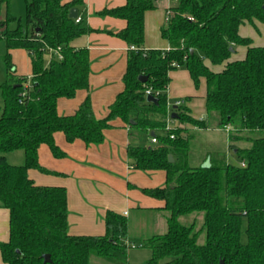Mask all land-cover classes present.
<instances>
[{
	"label": "trees",
	"instance_id": "trees-1",
	"mask_svg": "<svg viewBox=\"0 0 264 264\" xmlns=\"http://www.w3.org/2000/svg\"><path fill=\"white\" fill-rule=\"evenodd\" d=\"M10 2L0 0V7L5 4L7 9L5 18H0V39L6 46V79L0 84V206L9 210V239L0 241L2 260L91 264V257L97 256L127 264L124 215L107 210L104 234L72 235L65 187L37 185L28 175L31 168L46 171L38 162L40 145L47 144L55 157L63 156L54 142L56 132L69 142L99 144L104 130L119 118L128 128L129 165L164 170L166 175L163 187L142 189L163 200L167 215L166 231L142 242L151 251L147 263L264 264V46H252L238 32L246 22H264V0H176L160 30L169 44L164 50L143 45L144 15L156 8L155 0H125L97 12L125 20L123 29L106 32L128 45L124 88L102 118L94 115L89 95L73 114L57 112L58 98H72L89 86V51L71 45L76 37L93 31L82 18L75 22L69 16L72 9L78 12L83 0H24V23L8 12ZM238 45L247 47L243 59L228 61L217 72L204 63L207 59L212 65L222 64ZM14 49H24L30 57L29 88L24 87L28 77L17 74L11 61ZM50 50L58 55L52 52L48 57ZM181 66L196 88L205 78V119L190 116L184 104L167 105L169 72ZM140 75L146 79L139 80ZM147 90L156 102L147 100ZM168 119L176 126L166 128ZM187 124L227 127L229 148L240 163L213 152L208 165L190 166L192 135ZM147 136L156 137L157 144L143 143ZM16 150L23 151V164L7 161L5 154ZM188 215V224L180 222ZM243 221L246 241L241 239ZM45 255L49 262H44Z\"/></svg>",
	"mask_w": 264,
	"mask_h": 264
},
{
	"label": "crops",
	"instance_id": "crops-1",
	"mask_svg": "<svg viewBox=\"0 0 264 264\" xmlns=\"http://www.w3.org/2000/svg\"><path fill=\"white\" fill-rule=\"evenodd\" d=\"M68 2L70 0H63ZM77 15L83 23L93 31L76 37L71 45L75 48H87L90 59L88 89H80L72 98L60 97L57 100L59 115H71L83 99L89 95L96 118L107 115L110 104L124 88L122 76L126 69L127 43L121 38L106 31L117 32L126 25L124 19L112 16H100L97 12L104 8L123 5L125 0H83ZM156 8L146 11L144 15V48L168 49V42L161 36L160 30L167 22V11L174 4L170 0H155ZM176 3V1H175ZM239 34L249 38L252 46H264V22L254 20L239 26ZM247 47L238 45L230 58L219 65H212L205 59L204 63L217 72L224 68L228 61L240 60L245 57ZM24 53V54H22ZM11 55L16 62V72L21 76L31 75L30 57L22 49H14ZM26 55L28 67L18 68L19 57ZM28 76V77H29ZM170 83L167 88V105L174 107L177 103L184 104L190 116L197 119L206 118V82L200 78L196 88L185 67H178L169 72ZM191 96L190 99L184 98ZM172 125L177 124L172 120ZM192 135L193 144L201 132L202 140L210 146L203 152L200 163L208 165L210 154L219 152L235 157V150L229 148V134L222 128H199L186 125ZM214 133H223L225 141ZM54 142L63 152V156L55 157L47 144L38 148V162L46 170L29 169L28 175L37 185L63 186L67 196L68 232L72 235H102L105 232L104 217L107 210L122 214L127 219V240L139 243L149 237L146 234L147 214L153 215L151 223L160 234L166 231V211L164 202L149 196L142 189L163 187L165 185L164 170H139L132 168L127 160L128 128L119 118L112 121V126L104 130V140L99 144L86 145L82 140L72 142L66 140L62 132L54 134ZM151 236V235H150ZM9 239V210L0 206V241ZM0 264H7L2 260Z\"/></svg>",
	"mask_w": 264,
	"mask_h": 264
},
{
	"label": "rangeland",
	"instance_id": "rangeland-1",
	"mask_svg": "<svg viewBox=\"0 0 264 264\" xmlns=\"http://www.w3.org/2000/svg\"><path fill=\"white\" fill-rule=\"evenodd\" d=\"M175 1L176 0H172V3L175 4ZM6 6L5 4H2L1 7H0V18L1 19H4L5 18V14H6ZM8 12L13 15L16 19H20L21 23H24L25 21V2L24 0H11L10 4H9V10ZM16 25V22L14 23H11L9 25L10 28H13L15 27ZM22 50V49H20ZM6 53V46H5V42L4 40L0 39V84L2 82L5 81L6 79V70H5V64H4V61H3V56L4 54ZM24 54V53H22ZM11 61L12 63L16 66V62L14 61V58L13 56L11 55ZM26 67H28V63H27V58H26V55H21L19 57V60H18V68L20 69L21 65H24ZM27 76V75H25ZM29 76V75H28ZM27 76V77H28ZM2 106V99H1V93H0V107ZM172 124V123H171ZM224 130V128H222ZM227 132V131H225ZM228 133V132H227ZM208 134H213V132H210V133H206V132H201V134L199 135V138H197V140L194 142L195 144H193L194 148V154L191 155V159L189 161V164L190 166H197L199 165L200 161L203 160V152L205 150H207L209 147L210 148H216V146H210L208 145L207 143H205L202 138L205 136V135H208ZM215 135H219L221 137V140L224 142L225 141V135L223 133H214ZM143 143L145 144H149V145H154L153 143H151L150 141V137L147 136V137H144V140H143ZM237 145H241L240 142H237ZM250 144L249 143H245L241 146H249ZM6 158H7V161L10 163V164H16V165H19V164H23L24 162V154H23V151L22 150H16V151H12V152H8L5 154ZM231 159V162L232 163H236V164H239L240 161L238 158L236 157H230ZM147 218V228H146V234H148V236L150 235H153V233H156V230H154V227L151 226L152 222H153V215H149L147 214L146 216ZM191 220V216L188 215V216H183V217H180V222L184 223V224H188ZM196 220H197V227H199L201 225V216H198L196 217ZM245 221H243L242 223V234H241V239L242 241H246V235L244 233V229H245ZM199 241H203V237H200ZM133 243H136L138 244L139 242L137 240H133ZM151 257V251L149 248L147 247H129L128 249V260H127V264H148L147 261L148 259ZM90 263L91 264H112L100 257H97V256H92L91 259H90Z\"/></svg>",
	"mask_w": 264,
	"mask_h": 264
},
{
	"label": "built area",
	"instance_id": "built-area-1",
	"mask_svg": "<svg viewBox=\"0 0 264 264\" xmlns=\"http://www.w3.org/2000/svg\"><path fill=\"white\" fill-rule=\"evenodd\" d=\"M170 1H172V0H170ZM171 15V11H170V9H168V11H167V19H168V17ZM80 21V17L79 16H77L76 18H75V22H79ZM131 48L133 49L134 47L133 46H131ZM52 52H54L55 54H57L58 55V52L56 51V50H50V55H48V57H50L51 56V53ZM60 57V56H59ZM24 87L25 88H29L30 87V81H29V77L27 78V81L24 83ZM146 94H150V91L149 90H147L146 91ZM177 104H179V103H177ZM171 122H172V120L171 119H168L167 120V124H166V128H170V127H174L175 125H172L171 124ZM224 130L225 131H227L228 132V128L227 127H225L224 128ZM170 137L171 138H173V135H170ZM150 141H151V143H153V144H157V139H156V137H151L150 138ZM241 165H243V163H241ZM126 244H127V246L128 247H142V243H138V244H136V243H133V242H130V241H126Z\"/></svg>",
	"mask_w": 264,
	"mask_h": 264
},
{
	"label": "water",
	"instance_id": "water-1",
	"mask_svg": "<svg viewBox=\"0 0 264 264\" xmlns=\"http://www.w3.org/2000/svg\"><path fill=\"white\" fill-rule=\"evenodd\" d=\"M69 16H70L71 18H76V17H77V11H76L75 9L70 10ZM138 78H139V80L144 81V80L146 79V76L140 75ZM147 100H148V101H152V102H156V98L153 97V96L150 95V94L147 96ZM172 116L174 117V115H172ZM152 135H153V134H152ZM168 159H169V162H172V161H173L171 155L168 156ZM49 261H50V259H49V255H45V256H44V262H49Z\"/></svg>",
	"mask_w": 264,
	"mask_h": 264
}]
</instances>
